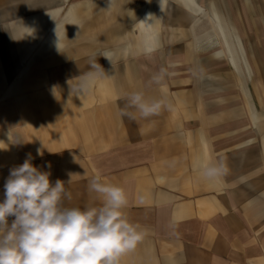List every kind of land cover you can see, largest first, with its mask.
I'll return each mask as SVG.
<instances>
[{
    "label": "crops",
    "instance_id": "crops-1",
    "mask_svg": "<svg viewBox=\"0 0 264 264\" xmlns=\"http://www.w3.org/2000/svg\"><path fill=\"white\" fill-rule=\"evenodd\" d=\"M211 2L0 0V202L30 155L68 206L100 203L95 174L125 189L145 235L120 264H264V1ZM132 91L171 109L121 117Z\"/></svg>",
    "mask_w": 264,
    "mask_h": 264
},
{
    "label": "clouds",
    "instance_id": "clouds-1",
    "mask_svg": "<svg viewBox=\"0 0 264 264\" xmlns=\"http://www.w3.org/2000/svg\"><path fill=\"white\" fill-rule=\"evenodd\" d=\"M150 17L151 13L145 21ZM167 75L161 68L150 83L158 85ZM93 76L89 73L85 77L81 89ZM124 99L119 115L130 120L150 119L164 108L171 109L164 99L149 98L143 91L129 92ZM37 153L42 155L40 149ZM198 167L209 182L228 174L222 158L214 163L201 162ZM50 175L34 166L30 155L10 169L0 202V264H120L121 258L143 240L145 233L126 215L129 198L123 187L95 174L88 181V189L98 195L100 203L83 208L68 206L66 201H71L72 194L66 183L60 179L53 183ZM9 217L14 218L11 224Z\"/></svg>",
    "mask_w": 264,
    "mask_h": 264
},
{
    "label": "rangeland",
    "instance_id": "rangeland-1",
    "mask_svg": "<svg viewBox=\"0 0 264 264\" xmlns=\"http://www.w3.org/2000/svg\"><path fill=\"white\" fill-rule=\"evenodd\" d=\"M260 1L262 3V1L264 0ZM210 6L212 8L211 13L213 15L218 14L219 16H221L222 14H229L235 17L240 14V10L244 5L243 0H212ZM203 9L205 10L206 8L203 7Z\"/></svg>",
    "mask_w": 264,
    "mask_h": 264
},
{
    "label": "bare ground",
    "instance_id": "bare-ground-1",
    "mask_svg": "<svg viewBox=\"0 0 264 264\" xmlns=\"http://www.w3.org/2000/svg\"><path fill=\"white\" fill-rule=\"evenodd\" d=\"M163 1V0H162Z\"/></svg>",
    "mask_w": 264,
    "mask_h": 264
}]
</instances>
